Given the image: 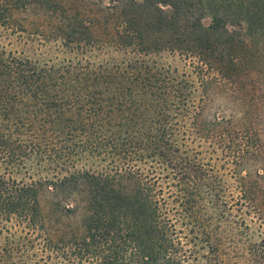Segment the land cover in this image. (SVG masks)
I'll return each instance as SVG.
<instances>
[{"label":"trees","instance_id":"obj_1","mask_svg":"<svg viewBox=\"0 0 264 264\" xmlns=\"http://www.w3.org/2000/svg\"><path fill=\"white\" fill-rule=\"evenodd\" d=\"M64 1L0 0V264H264L260 123L208 110L245 104L264 0H96L118 61L13 47L33 8L62 45L94 28Z\"/></svg>","mask_w":264,"mask_h":264},{"label":"rangeland","instance_id":"obj_2","mask_svg":"<svg viewBox=\"0 0 264 264\" xmlns=\"http://www.w3.org/2000/svg\"><path fill=\"white\" fill-rule=\"evenodd\" d=\"M108 1L104 0V4ZM60 11L63 9L64 11L73 12L76 10L78 13L80 20H83L86 24H95L94 28L90 31H86L85 29H81V34H79L78 41L67 42L65 45L61 44V40L55 36L56 32H50L54 29V26L57 23L56 14H54V18H50L49 16L40 17L39 9L33 8L32 14L28 17L25 15L21 16L18 14V17L23 20H27L32 29H29V32H23L25 34L26 39L28 40L27 45H19L14 41L13 47L17 46L18 50L23 49L25 54H29L32 57H39L41 59H52L58 60L65 56H74L86 58V57H97V59H109L110 61H118L126 57V53H123L121 50L114 47H102L103 41L107 38V34L111 31L110 24L108 22H113L112 15L104 13V4L97 3L96 0H65L64 3H60ZM72 9V11H71ZM108 18V19H107ZM49 19L51 21L52 27H50ZM208 19L204 20L206 23ZM25 22V21H24ZM100 23V24H98ZM41 26L39 29L37 26ZM151 36V35H150ZM157 36V35H155ZM151 38H154L151 37ZM94 42V43H89ZM262 48L264 49V45L262 44ZM128 54V53H127ZM149 58L157 59L159 61L165 63H172L178 66L180 69L184 66V60L181 59L178 55L175 57L166 51H160L157 53L151 52L149 53ZM254 72V71H253ZM255 73V72H254ZM253 80H246V89H248V95L245 97V101L243 103L238 102L236 99H227L222 96H213L210 103H208L209 113L213 114V112H221L226 117H230L233 121L237 123H242L243 118H252V120L260 123L259 129L261 134L262 143L264 144V60L259 67L257 73L253 74ZM253 85V86H252ZM252 86V87H251ZM27 176H32L34 179H38L40 177L48 176L52 177V173L47 175V172L38 174L37 170L31 171ZM17 180H21L24 176L22 173H17L13 175ZM31 177V178H32ZM27 179V177L25 178ZM28 181L30 179H27ZM264 185V184H263Z\"/></svg>","mask_w":264,"mask_h":264}]
</instances>
